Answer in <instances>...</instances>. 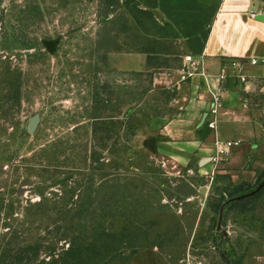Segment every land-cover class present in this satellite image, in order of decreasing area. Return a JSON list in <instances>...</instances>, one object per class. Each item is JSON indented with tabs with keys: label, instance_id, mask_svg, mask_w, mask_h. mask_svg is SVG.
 I'll list each match as a JSON object with an SVG mask.
<instances>
[{
	"label": "rangeland",
	"instance_id": "rangeland-1",
	"mask_svg": "<svg viewBox=\"0 0 264 264\" xmlns=\"http://www.w3.org/2000/svg\"><path fill=\"white\" fill-rule=\"evenodd\" d=\"M182 58L120 0H0V264H264L252 162L146 146Z\"/></svg>",
	"mask_w": 264,
	"mask_h": 264
},
{
	"label": "crops",
	"instance_id": "crops-1",
	"mask_svg": "<svg viewBox=\"0 0 264 264\" xmlns=\"http://www.w3.org/2000/svg\"><path fill=\"white\" fill-rule=\"evenodd\" d=\"M120 4L143 36L178 43L182 49L183 64L174 74L181 76L173 102L177 113L153 118L161 139L157 145L179 160L191 154L212 165L226 155L250 160L252 168L244 171L245 176L264 175V21L256 18L264 15V1L120 0ZM188 55L195 64L186 76L182 68ZM145 61L143 55L132 65L140 69ZM217 94L216 126L211 129L208 120L213 116L208 111Z\"/></svg>",
	"mask_w": 264,
	"mask_h": 264
},
{
	"label": "built area",
	"instance_id": "built-area-1",
	"mask_svg": "<svg viewBox=\"0 0 264 264\" xmlns=\"http://www.w3.org/2000/svg\"><path fill=\"white\" fill-rule=\"evenodd\" d=\"M262 1H264V0H262ZM184 61H185V65L182 68V72L185 75L187 74L186 76H189L191 74L189 71L194 66L195 61L192 59V57L190 55L186 56L185 59H184ZM253 62H255V61H253ZM219 98H220V95L219 94H217V95L214 96V104L211 107V109L208 111L209 114H211L213 116V119L208 120V126L211 129H214L215 126H216V120H215V118H216V115H217V106H218V103H219L218 102L219 101Z\"/></svg>",
	"mask_w": 264,
	"mask_h": 264
},
{
	"label": "water",
	"instance_id": "water-1",
	"mask_svg": "<svg viewBox=\"0 0 264 264\" xmlns=\"http://www.w3.org/2000/svg\"><path fill=\"white\" fill-rule=\"evenodd\" d=\"M257 19L261 20V21H264V15L263 14H258ZM44 45L45 47L52 53L55 51L56 49V45H57V41H44ZM37 121V118L36 117H33L31 120H30V125L31 127H33V125L36 123ZM156 139L155 137H149L146 141V146L147 148L152 151V152H155L156 151Z\"/></svg>",
	"mask_w": 264,
	"mask_h": 264
},
{
	"label": "trees",
	"instance_id": "trees-1",
	"mask_svg": "<svg viewBox=\"0 0 264 264\" xmlns=\"http://www.w3.org/2000/svg\"><path fill=\"white\" fill-rule=\"evenodd\" d=\"M68 249L69 250L67 252V255L70 256V258H71V255H77V257L78 256L80 257L79 260L77 258L73 259V260H78V261H76V262H78L77 264H87V259L83 257L84 255L82 252L83 250H87L86 248H84L82 245L77 243L73 246V248H71V245H69ZM90 254H92V252H90ZM66 262H68V261H66Z\"/></svg>",
	"mask_w": 264,
	"mask_h": 264
}]
</instances>
